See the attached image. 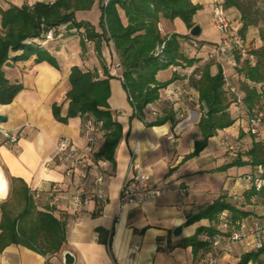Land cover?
Instances as JSON below:
<instances>
[{
  "label": "crops",
  "instance_id": "obj_1",
  "mask_svg": "<svg viewBox=\"0 0 264 264\" xmlns=\"http://www.w3.org/2000/svg\"><path fill=\"white\" fill-rule=\"evenodd\" d=\"M53 1L0 0V9ZM98 2L95 0L90 10L77 11L74 15L76 20L88 21L96 26L100 14ZM191 2L201 5L194 16L196 25L205 20L211 25L212 6L204 11L208 0ZM211 26L215 29L213 24ZM159 28L163 34L188 33L178 19L171 21L162 16ZM250 28L243 42L259 46L257 31L256 35L250 36L249 33L253 32ZM218 38L220 40L221 35ZM79 41L80 33L69 28L63 36L55 37L45 44V49L55 59L57 66L46 61L36 63L34 57L3 66L6 78L21 83L22 90L11 103L0 104V115L5 117L4 121H0V168L6 180L10 177L19 178L30 189L39 191L37 204L40 209L49 205L47 190L50 185H59L66 198L63 210L54 214L65 222L66 228V241L58 255L61 263L64 253H69L73 257L72 264H195L198 252L194 254L192 247L184 245V242L193 235L196 228L209 226L211 223L202 219L186 225V217L199 207L212 203L220 195L238 204L243 199L244 205L239 206L250 212L248 220L264 218V204L253 196L249 201L244 197V192L250 186L244 177L224 179L215 196L208 189L204 192L195 189L204 173L229 160L224 156V139L228 134L236 133L237 122L210 137L207 146L198 156L180 163L183 156L193 150L194 142L199 137L197 122L200 114L196 110L199 107L198 92L187 81L194 67L171 66L156 74L159 82L169 80L173 73L181 77L171 81L160 91L159 99L147 106L144 111L146 119L152 120L166 107L175 111V119L168 120L163 125L146 127L140 119L131 117L132 109L118 78V57L112 43L103 44L101 61L96 57L90 41L86 43V52L82 56ZM191 41L197 46L196 42ZM196 41H199L198 47L202 44L200 50L198 54L189 56L199 57L201 63H205V53L212 50L214 43L206 45L205 37L201 36ZM73 65L83 70L97 69L99 78L104 77L103 65L114 76L109 80L108 105L111 112H118L116 119L121 125L122 135L113 153L114 163L109 161L107 167L104 187L106 203L101 213H97L96 206L91 204L74 215L67 198L77 179L66 175V163L56 160L44 162L53 153L61 136L72 139L81 150L86 148L87 142L82 135L83 118H70L66 123H61L54 119L51 110L53 104H61L62 112L66 111L68 101L65 100V94L70 88L68 76ZM226 71L230 73L232 68L226 66ZM5 134H15L16 141H10ZM102 143L103 138L98 137L93 151L98 150ZM133 151H136V159L150 176V180L154 183L167 180L168 189L165 195L140 207H120L119 193L130 177V157ZM171 168L174 169L169 172ZM249 168V173L255 170ZM7 197L8 192L1 202ZM176 227L181 228L178 235L173 233ZM99 230L104 235L111 233L112 255L106 245L99 241ZM244 252L246 251L242 245L236 244L233 253L230 256L222 255L219 263L234 264ZM44 261V256L21 245L10 244L0 253V264H42Z\"/></svg>",
  "mask_w": 264,
  "mask_h": 264
},
{
  "label": "trees",
  "instance_id": "obj_2",
  "mask_svg": "<svg viewBox=\"0 0 264 264\" xmlns=\"http://www.w3.org/2000/svg\"><path fill=\"white\" fill-rule=\"evenodd\" d=\"M98 1L100 14L96 26L88 21L76 20L74 16L77 11L90 10L95 0H54L0 9V104L11 103L22 90L21 83L6 78L3 66L31 57H34L36 63L46 61L57 66L55 59L47 52L45 45L39 44V40L47 30L53 29L57 37L58 27L64 26L63 35L69 28H74L80 33L82 56L86 52V41H90L96 57L102 61L103 44L112 43L118 57V78L132 109L131 117L140 119L146 127L163 125L166 121L175 119V111L171 107L163 109L152 120L146 119V107L159 99L160 91L171 81L181 77L173 73L169 80L159 82L156 74L171 66L194 67L187 81L198 92L201 111L197 122L199 137L194 142L193 150L184 155L180 163L198 156L207 146L210 137L235 122L230 114V106L235 104L234 98L228 93L220 64H214L210 60L201 63L199 57L185 53L192 44L189 33L196 25L194 16L201 5L194 4L191 0ZM222 5L225 10L237 12L239 27L236 34L242 42L250 27L258 29L260 45L255 46L250 42L244 54L243 47L240 51L235 50L234 58L238 64L228 73L227 79H241L239 91L242 92L243 104L249 112L263 110L257 105L264 97V6H258L256 0H223ZM160 16L171 21L180 19L188 33L163 34L159 28ZM212 66L215 67L214 72L211 70ZM102 69L104 77L99 78L97 69L83 70L73 65L68 76L70 88L65 94V100L68 101L66 111L62 112L61 104H53L51 110L54 119L61 123L75 117L98 123L95 134L97 138H103V143L98 150L93 151L92 158L107 160L113 164V153L121 138L122 129L116 119L118 112H111L108 105L109 80L114 76L103 65ZM244 125L241 136L244 133L250 135L249 147L235 158H229L218 169L260 166L263 169L260 176L264 180V132L260 133L261 137L258 139L249 133L246 121ZM7 180L8 197L0 202V253L10 244L21 245L44 256L42 264H64L60 262L58 255L66 241L65 222L54 216L55 212L60 211H55L51 204L50 187L47 190L49 205L40 209L37 204L39 196H35L36 192L39 193L38 190L30 189L19 178L10 177ZM244 195L247 201L253 196L264 204V184L258 190L250 186ZM223 210H227L234 221L248 220L250 215L249 211L241 209L236 201H230L224 195L199 207L196 212L189 213L186 225L202 219L211 223L209 226L196 228L193 235L184 242V245L192 247L194 254L200 249L209 248V243L203 236L216 232L217 217ZM99 232V241L106 245L112 255L111 233L104 235L101 230ZM261 255V250L247 251L234 264H262Z\"/></svg>",
  "mask_w": 264,
  "mask_h": 264
},
{
  "label": "built area",
  "instance_id": "obj_3",
  "mask_svg": "<svg viewBox=\"0 0 264 264\" xmlns=\"http://www.w3.org/2000/svg\"><path fill=\"white\" fill-rule=\"evenodd\" d=\"M211 24L219 31L221 38L219 43L215 44L208 53V58H214L222 69V75L228 93L234 98L236 106L243 104V95L238 88L233 86L228 78L226 66L236 67L238 62L234 58L235 50L242 47V40L235 33H231L230 24L226 16L225 9L221 0H212ZM64 26L57 29V37L63 35ZM55 38L53 29L47 30L43 38L39 40V44L44 46L48 41ZM225 56V58L221 57ZM170 94L167 96L169 100ZM147 108V107H146ZM99 124L92 120L84 121L82 135L87 144L85 150H81L77 144L66 136H61L54 148V151L44 161H59L68 165L66 175L69 178H76V184L70 196L67 198L71 212L77 215L81 210L95 205L97 213H101L102 207L106 203L105 182L106 172L109 161L103 159H93V145L97 140L96 130ZM264 127V110H254L248 112L246 118V128L249 133L256 138L261 137V129ZM12 142L16 141L15 134H5ZM224 142L228 145L230 155H234L233 145L228 144V137ZM136 151H133L130 157V177L124 182L119 193L120 207L125 205H133L140 207L156 198H159L167 192V180L154 183L150 180V176L144 172L143 167L136 159ZM263 169L258 166L254 171L245 175V180L250 186L257 190L264 184L261 178ZM51 204L55 211L63 210V196L60 187L56 183L50 186ZM35 196H39L36 192ZM264 215V207H263ZM203 239L208 244V249H200L196 255L195 264H220L222 255L230 256L236 244H241L243 249L247 251H262V264H264V218H258L253 221L246 219L232 220L230 213L223 210L219 213L216 223V232L213 235H204Z\"/></svg>",
  "mask_w": 264,
  "mask_h": 264
},
{
  "label": "rangeland",
  "instance_id": "obj_4",
  "mask_svg": "<svg viewBox=\"0 0 264 264\" xmlns=\"http://www.w3.org/2000/svg\"><path fill=\"white\" fill-rule=\"evenodd\" d=\"M221 1L223 2V0H221ZM256 1H257L258 6H260V7L264 6V0H256ZM205 6L206 7L204 8V11L210 9V6H212V0H208V2L205 4ZM225 12H226L227 19L229 20L231 33L235 34L237 28L239 27L237 12L232 10V9L225 10ZM93 13L95 14L96 12L94 11ZM178 20L187 29V27L184 25V23L180 19H178ZM211 25L209 24V21L205 20V22L198 23V26L201 28L200 35L193 37L189 33L190 39L193 40L194 42H196L197 46H194L193 44H191V46L189 48H187L186 53L188 55H195L196 53L198 54V50H200L198 47L199 41H196L195 38H198L200 36L205 37V39L207 41L206 45L209 43H216V44L219 43L220 40L218 37L220 36V33L216 28L214 29ZM250 29L253 32L249 33V35L250 36L252 34L256 35V31L258 29L256 27H251ZM247 34H248V31H247ZM87 42H89V41H86V43ZM242 47H243L242 51L244 54V51L246 52L248 50L249 44L247 43V45H246L243 42ZM210 51L205 53L206 59H204L202 56V58L205 60L204 62H207L208 60H210V61L214 62V64H218L214 58H208V53ZM201 54H203V53H201ZM221 57L225 58V56H221ZM211 68H212L211 70H213V72H214L215 67L212 66ZM117 73H119V71ZM230 82L233 86H235L236 88H238L240 90V84H241L240 78L234 77L233 81L230 80ZM257 107L264 110V97L261 99L260 104L257 105ZM196 110H197L198 114H201L199 107H197ZM248 112H249V110L246 108V106L244 104L238 105V106L233 104L232 106H230V114L232 117L235 118L234 121L237 122L238 124H237V126H235V128L237 130V131L235 130L236 133L233 135H229V134L227 135L228 136V144H229V146H230V144L233 145V148H232L233 151L232 152H234L233 153L234 156L230 155V153H229L230 151L228 150V145H226L224 156L227 158H235V156L238 155L239 153L242 154L243 152H245L250 145V140H251L250 135L244 133V135L241 136V133L243 132L242 128L245 127L244 124H245ZM261 132L263 133L264 130L262 129ZM222 162H223V159H222ZM249 167L250 166H241V167L233 166V167H229L226 170H220L218 168L210 170L201 176V179L197 182L195 189L203 191V192L208 189L210 194L212 196H215L218 193L220 186L223 185L224 179H232V178L237 179V178L245 177V175L247 173H249V169H250ZM239 204L244 205V200L243 199L239 200Z\"/></svg>",
  "mask_w": 264,
  "mask_h": 264
},
{
  "label": "water",
  "instance_id": "obj_5",
  "mask_svg": "<svg viewBox=\"0 0 264 264\" xmlns=\"http://www.w3.org/2000/svg\"><path fill=\"white\" fill-rule=\"evenodd\" d=\"M190 34L193 37H196L200 34V27L198 25H195L191 30H190ZM5 117L0 115V121H4ZM181 228L180 227H176L174 229V235H178L180 233ZM63 263L64 264H72L73 263V257L69 254V253H64L63 255Z\"/></svg>",
  "mask_w": 264,
  "mask_h": 264
},
{
  "label": "bare ground",
  "instance_id": "obj_6",
  "mask_svg": "<svg viewBox=\"0 0 264 264\" xmlns=\"http://www.w3.org/2000/svg\"><path fill=\"white\" fill-rule=\"evenodd\" d=\"M8 192V183L0 168V201L5 199Z\"/></svg>",
  "mask_w": 264,
  "mask_h": 264
}]
</instances>
